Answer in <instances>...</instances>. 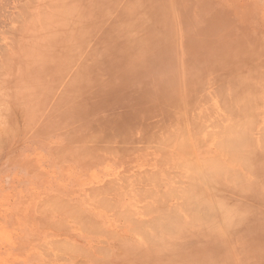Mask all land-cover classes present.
Masks as SVG:
<instances>
[{
    "label": "rangeland",
    "instance_id": "374dc122",
    "mask_svg": "<svg viewBox=\"0 0 264 264\" xmlns=\"http://www.w3.org/2000/svg\"><path fill=\"white\" fill-rule=\"evenodd\" d=\"M57 2L65 5V18L55 10ZM94 3L0 0V134L7 131L0 138V264H264V177L255 198L231 190L221 197L228 175L222 167L215 188L206 191L212 200L219 196L231 205L236 215L230 229L221 223L216 233H210L205 222L215 221L218 212L210 219L200 216L203 222L195 224L194 206H186L177 196L158 206L136 188L133 194L125 192L127 180L120 174L125 171L135 179L153 170L157 165L152 162L170 155L165 149L173 150L154 146L155 141L161 144L175 129L189 140L184 147L191 145L196 152L186 158L201 154L214 157L209 161H228L215 150V141L199 143L191 136L195 127L189 123L190 106L203 112L200 130L217 133L211 121L226 125L240 120L234 116L238 109L224 110L218 104L222 87L234 83L250 89L252 98L264 94L260 85L264 75L255 71L259 62L245 56L255 47L258 60L264 59L256 48L264 45V0H115V4L103 0L96 7ZM79 21L83 72L76 75L78 57L67 45L74 44ZM57 32L69 38L63 49V42L50 41ZM55 40L59 42L58 37ZM69 83L73 86L68 88ZM259 119L262 122V116ZM248 131L244 139L253 140L239 144L247 143L243 149H252V156L245 152L248 158L237 159L241 166L234 163L233 168L246 172L253 183L260 169L250 173L243 164L257 156L264 169V137H259L258 129ZM96 133L138 139L137 150L122 156L97 142L89 144L91 137L103 140ZM172 146L178 153L179 146ZM178 183L182 184L172 180L173 187ZM114 184L122 190L118 198L108 195L111 208L91 201L96 191ZM201 191L195 199L204 195ZM73 211L88 217L86 225ZM168 213L173 214H169L173 224L175 218L179 222V233L177 223L174 229L169 227L176 228L172 233H161L165 229L158 227L163 221L159 218L166 220ZM146 220L143 228L149 233L141 235L138 231ZM149 220L152 224L158 220V226L151 227Z\"/></svg>",
    "mask_w": 264,
    "mask_h": 264
},
{
    "label": "bare ground",
    "instance_id": "6f19581e",
    "mask_svg": "<svg viewBox=\"0 0 264 264\" xmlns=\"http://www.w3.org/2000/svg\"><path fill=\"white\" fill-rule=\"evenodd\" d=\"M92 1L95 2L94 6L96 7V4L103 1V0H92ZM109 1H111L115 4V0H109ZM57 4H59V5L57 6ZM115 9H117L116 5H115ZM55 10H58V13L61 16L60 18H65V15L68 13L65 5H62L61 2L56 3V9ZM56 13H57V11L55 12V14ZM75 29L77 30V32H76L77 38H76L74 44L69 43L67 45V50L69 51V53H74L78 57L77 61H79V63H78L79 65L76 66V64H75L76 61L74 62L76 69H78L77 73H76V75H77V74H80L83 72V64H81L82 63V46H83L82 37H83V35L80 33L82 31L81 30L82 26H81L80 21L77 24H75ZM59 32L54 33L53 37L50 39V41H51V43H57V44H61L63 42L64 45L61 46V49H63V47L66 44L64 41L68 40L69 38H68V36L63 37L64 35L60 34ZM72 32L74 33L75 31H72ZM110 32L113 33L115 31L110 30ZM56 37H58L59 42H57L55 40ZM256 48L261 51L259 54H264V45L260 44L259 46H256ZM116 50H117V52L120 53L119 49H116ZM126 51H127V49H126ZM62 53H65V50ZM255 54H256V50L254 47V48L250 49V51L248 53H246L245 56L248 58L256 59L259 62V64H258L257 70H255V71L257 73L259 72V74H261V75H264V59L259 61ZM6 57H8V56H6ZM262 79L264 80V76ZM260 85L262 86V89H263L264 88V82H261ZM70 86H73V85L71 83H69L66 87L69 88ZM66 91H67V89H66ZM257 91L258 90H255V93H258ZM251 93H252V91L250 89L243 88V87L240 88L237 85H234V83H233V85H231L230 83H227L225 85V87L221 88L220 93H219V97H218V104H220V107L225 108L224 110H228L230 108L238 109L239 115L237 113H235L234 116L238 117V119H240V120L233 119V121H231L230 123L223 125V124L219 123V120L217 122L216 120L211 121L210 119H208L209 121H211L210 125L213 126L215 124L213 128L214 129L217 128V133H214V131H213V133H210L211 132L210 130L208 131L209 133H206L207 131L204 132V131L200 130L199 125H202V124H200L201 122H200L199 114H202L203 112L194 111L198 107L196 105L190 106L192 114L191 113L189 114V116H191V117H189L190 118L189 123L192 127H195V132H194V134L191 133V136L194 137L195 141L196 140L199 141V143H201L200 142L201 140L202 141L203 140L215 141V144L213 143L214 146H216L215 150L217 148L219 149L218 154L220 151H222L224 153L223 157H228V161L223 160L224 158L220 159V160H219V158H218V160L216 158V160L213 159V161H209V160H212V158H214V157H212V158L210 157L211 159H208L207 157H205L204 155H201V154H199L198 157L190 160L188 157L189 156L192 157V155L195 157L196 152H192V151H194V149H192L191 145H190V149L188 148V146H187V149L184 147L185 142L187 143V141H185V139H186L185 134H183L181 131L175 129L172 132L171 136L167 137V135H166L167 138H164V140L161 144H160L159 140L155 141L154 146L160 145V147H161L163 145L164 147H167V148H173V150L171 151L169 149H165L166 150L165 154H170V155H161V157H160L161 159H157L156 161L154 160L152 162V164H155L157 166H155L153 168V170L143 171V172L139 173L135 177L136 180L131 178V176H132L131 174H130L131 175L130 176L127 174L125 175V173H126L125 171L120 172L121 177H122L121 179L126 178V180H127L126 188H123L124 191L125 192L131 191V194H133L135 191V188H136L137 191H135V192H138V194L140 196H143L144 198H149V199L153 198L152 200H156L157 204L159 203L158 206L160 204L163 205L168 198L171 197V200H172L173 199L172 197L177 196V197L182 199L183 204H185L186 206H187V204H191L192 206L195 207V212H196L195 215H197L196 221H194L195 219L193 218V221L195 222V224L198 223L197 221L199 219H201L200 216H202V217L206 216L208 218L209 215H211V214L215 215L216 214L215 212H218L219 215H217L216 217L211 215V216L215 217L214 218L215 221L213 219H211V223H210L208 220L210 218H208V219L206 218L208 220V221H206L209 223L208 224L204 220L206 226H205V224H203V225L205 226L206 230L209 231L210 233H216L217 232L216 226L218 224H221V223H222L221 226L223 225L225 227V229H230L232 227V221L234 220L235 215H236V213L232 209V206L228 205L226 203H223L222 199L219 198V196L212 200L211 199L212 196L210 195L211 193L208 194L206 190L208 188L211 191L212 188H215V186H213V185L215 184L217 179L220 177L221 173H219V172H221L222 167H224L223 168V170L225 169L224 172H226V174H228L227 175V186H224L223 191L220 192L221 197L223 196V194L226 191H230V190L234 191V192H239L240 194L246 193L248 195L253 196L254 198L257 197V195H258V190L260 189L261 179H262V177H264V169H262L263 166L258 163L259 162L257 160L258 157L255 155L256 158H254V157L251 158L249 163H247V164L242 163L244 166L247 165L246 167H248V171L250 173L254 172L255 168L260 169V171L256 172L253 175V179L256 180L253 183H251L252 182L251 179L248 176H246V174H245L246 172L238 173V168H233V166L236 165L234 163H237V165L241 166V161L243 162V160L247 157L245 155L246 151H244V149H243V147L247 143L246 144L243 143V145L239 144V143L242 144V142H241L242 140L252 139V138H249V134H247V136H248L247 138H249V139H244V138H246V131L247 130L253 131L254 129H258L261 132L260 134H258V135H260L259 137L261 138V134H262V137H264V94L262 93L263 95H261L259 93V94H256L254 96V98H252ZM259 95H260V97H259ZM260 98H261V100H260ZM251 100H252V102H249ZM172 114L180 115V112L174 111ZM222 114H225V112H223ZM260 116H262V122L259 119ZM224 120L225 119L223 118V122H224ZM175 125H176V123H175ZM186 126H187V124H186ZM188 131H187V134H188ZM249 131H248V133H249ZM1 134H3L4 136L7 134L6 128L2 130ZM1 134H0V138H1ZM250 134L252 135V133H250ZM96 135L100 136L103 140L101 142H98L99 138L97 136H95V137H91L90 141H87V142L89 144L97 142L99 145H102L103 147L108 148V149H112L113 151L116 149V150H118L117 153H120L122 156H128V155L133 154V152L135 150H137V145L139 143L138 139H135L133 137L120 139L119 135H116V137L109 136L108 138H106L104 136V134H102V133H96ZM113 136H115V135H113ZM188 138H189V136H188ZM2 139H4V138H2ZM186 140H188V139H186ZM103 143H107L108 147ZM259 143H260V141H259ZM174 144L175 145L177 144L179 146V152L178 153L175 152L176 150H178V149H176L177 146H172ZM261 144H262V141L259 145H261ZM169 146H171V147H169ZM211 147H213V145H211ZM196 149L197 148H195V150ZM249 151H252V149ZM249 151L247 150L246 154L248 153L249 157H250L251 154L249 153ZM206 153H207V151H206ZM254 153H255V151H254ZM184 155H188V157L186 158ZM220 155H221V152H220ZM244 156H246V157L243 159ZM168 157H173V158L171 160H169ZM183 157H185L186 159H184V161L180 162L179 159L181 160ZM206 158L208 161L205 160ZM239 158L241 160V161H239L240 164L238 163ZM244 163H246V162H244ZM228 165H229V167H228ZM246 167L245 168L243 167V169H246ZM235 172L238 174H236ZM260 172H261V175H260ZM237 175H238V177H237ZM173 179H179L182 182V184L178 183V184H180L181 188H179L180 186L178 188L173 187L174 186V185H172ZM202 186L205 188V190L200 189ZM121 190H122V187L116 186V184H114L112 186L106 187L103 191H96V195L94 197H92L91 201L98 203V206H102V208H111V206L108 204L109 201L107 200V199H109L108 195H112V196L118 198L121 195V193H120ZM200 190L204 191V192L201 191L202 193H204V195L201 193L202 194L201 198H199L200 192L197 194V192ZM195 194H196V196L197 195L199 196L196 199L194 198ZM115 199H111V200L115 201ZM152 202H155V201H152ZM148 204H150V202H148ZM154 205H155V203H153V205H151V207L153 208ZM54 206H56L55 202H54ZM145 206L147 207V205H145ZM155 206H157V205H155ZM62 207L63 206L60 207L61 210L63 209ZM148 207H147V209L149 210L150 208H148ZM181 207H180V205L178 206V208H180V210H182ZM143 208H145V207H143ZM155 208L156 207H154L153 209H155ZM171 208H172V206H171ZM64 209L66 210V208H64ZM197 209H198V211H197ZM121 210H123V209H121ZM180 210L178 212L179 215L176 212V214L178 215L177 219L179 218V216H182L180 214ZM183 210H185V209H183ZM183 210H182V214L186 213L188 215V213L183 212ZM71 211L69 210V212H71ZM149 211H151V210H149ZM69 212H68V214H69ZM157 212H159V211H157ZM161 212H162V210L160 211L159 215L161 214L163 216V218L165 219V216ZM77 213L78 212L73 211V213H71V214H76L75 218L79 221V223L81 225H86V223H84V222H86L85 217H87V216L84 215L83 213H80V212L78 214ZM153 213H154V211H153ZM171 213H173V212L171 211ZM146 214H147V212H146ZM156 214L157 213H154V215H156ZM169 214L170 213L167 214L168 216L166 215V218L169 219L168 221H167V219L164 220L161 217L159 218L160 221L161 220L164 221L165 225H163V221L160 222L161 224H159V226L155 225L158 223V220H155V222H157V223L153 222L154 224H152V221H150L151 219L149 220L151 222L150 223L151 225L150 224L149 225L151 227H153V225H154V227L158 226L160 228L161 227L164 228L165 232L162 231L161 233L166 234L170 230L171 227H172L171 229H174V225H176V223L177 224L179 223V222H177V219L174 216L176 222H175V224H173V222L170 220V218L171 219H173V218L172 217L169 218ZM192 214H194V213H192ZM171 216H173V214ZM188 216H190V215H188ZM148 217H151V216H148ZM192 217H193V215H192ZM190 218H191V216H190ZM152 219L154 220V217ZM156 219H158V218L156 217ZM179 219H181V217ZM165 221H167V223ZM189 221H191V220H189ZM212 221H214V222H212ZM88 222H89V220H88ZM88 222H87V224H88ZM168 222L171 223L172 226L169 225ZM194 222L191 221L192 224H194ZM200 222H203V221H200ZM90 223H91V221H90ZM145 223H147V224H145ZM145 223H144V226L139 224L140 228H139L138 232L141 235L144 234V232H145V234L147 232L149 233V229L143 228L146 225H148L147 220ZM188 223H190V222H188ZM90 225L91 224H89V226ZM200 225H201V223H200ZM207 225H209V226H207ZM150 226H148V227L150 228ZM177 226L179 227V224L176 225L175 227H177ZM178 227H177V230L175 228L177 233H179ZM175 230H173V231H175ZM173 231H171V233ZM176 232H175V234H177ZM158 233H160V232H158ZM157 247L163 248V250H167V248L164 245H157Z\"/></svg>",
    "mask_w": 264,
    "mask_h": 264
}]
</instances>
